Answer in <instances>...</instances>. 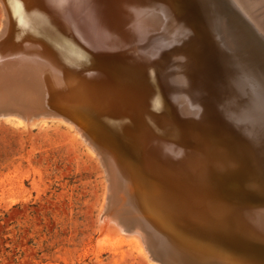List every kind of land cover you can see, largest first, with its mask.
Listing matches in <instances>:
<instances>
[{"label": "bare ground", "instance_id": "1", "mask_svg": "<svg viewBox=\"0 0 264 264\" xmlns=\"http://www.w3.org/2000/svg\"><path fill=\"white\" fill-rule=\"evenodd\" d=\"M226 1L0 0V119L76 128L156 264H264V0Z\"/></svg>", "mask_w": 264, "mask_h": 264}, {"label": "rangeland", "instance_id": "2", "mask_svg": "<svg viewBox=\"0 0 264 264\" xmlns=\"http://www.w3.org/2000/svg\"><path fill=\"white\" fill-rule=\"evenodd\" d=\"M3 17L0 5V28ZM38 119H0V264H156L135 238L101 233L106 176L76 128ZM182 256L154 254L196 264Z\"/></svg>", "mask_w": 264, "mask_h": 264}, {"label": "water", "instance_id": "3", "mask_svg": "<svg viewBox=\"0 0 264 264\" xmlns=\"http://www.w3.org/2000/svg\"><path fill=\"white\" fill-rule=\"evenodd\" d=\"M119 2L122 1V0H118ZM16 17H19V15L15 14ZM156 89L159 91L160 93V88H159V85L157 82H155V85ZM162 93V92H161ZM163 107V106H162ZM151 108V107H150ZM160 115H164L166 114V112L164 110H162V108L160 109V111L158 112Z\"/></svg>", "mask_w": 264, "mask_h": 264}]
</instances>
